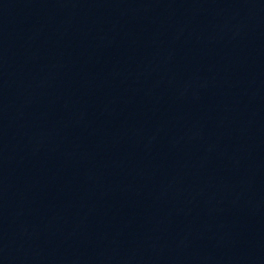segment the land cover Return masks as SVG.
Here are the masks:
<instances>
[{"label": "water", "instance_id": "95a60500", "mask_svg": "<svg viewBox=\"0 0 264 264\" xmlns=\"http://www.w3.org/2000/svg\"><path fill=\"white\" fill-rule=\"evenodd\" d=\"M0 264H264V0H0Z\"/></svg>", "mask_w": 264, "mask_h": 264}]
</instances>
